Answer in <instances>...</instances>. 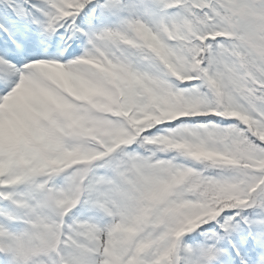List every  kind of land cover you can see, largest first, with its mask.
Segmentation results:
<instances>
[{
  "label": "snow or ice",
  "instance_id": "obj_1",
  "mask_svg": "<svg viewBox=\"0 0 264 264\" xmlns=\"http://www.w3.org/2000/svg\"><path fill=\"white\" fill-rule=\"evenodd\" d=\"M0 264H264V0H0Z\"/></svg>",
  "mask_w": 264,
  "mask_h": 264
}]
</instances>
